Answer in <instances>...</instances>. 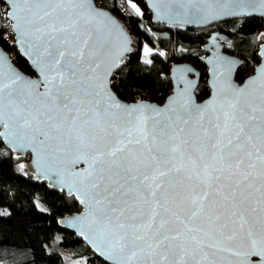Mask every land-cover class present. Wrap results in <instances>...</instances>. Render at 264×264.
Segmentation results:
<instances>
[{
    "label": "snow or ice",
    "instance_id": "obj_1",
    "mask_svg": "<svg viewBox=\"0 0 264 264\" xmlns=\"http://www.w3.org/2000/svg\"><path fill=\"white\" fill-rule=\"evenodd\" d=\"M4 2L36 75L0 51V137L31 152L53 186L84 206L69 227L110 264H264V32L260 63L243 84L232 79L236 62L216 55L203 103L182 77L163 106L129 105L110 77L130 41L94 0ZM127 6L143 15L133 0ZM151 6L186 23L264 17V0ZM150 55L145 46V64Z\"/></svg>",
    "mask_w": 264,
    "mask_h": 264
},
{
    "label": "trees",
    "instance_id": "obj_2",
    "mask_svg": "<svg viewBox=\"0 0 264 264\" xmlns=\"http://www.w3.org/2000/svg\"><path fill=\"white\" fill-rule=\"evenodd\" d=\"M94 2L111 11L122 22L131 39V51L123 56V62L110 77V88L121 100L147 99L160 103L171 88L169 66L183 61L189 62L199 72L196 98L200 100L208 94L200 56L208 33L216 27L153 23L145 0H133L143 13L139 17L131 13L127 0ZM5 11L6 4L0 0V45L14 66L31 74L30 66L18 54L11 40L4 39L8 37L9 26ZM217 23L218 31L228 37L227 51L244 58L234 73L240 82L258 60L256 51L260 44L256 36L264 32L263 18L230 17ZM144 43L153 49L148 57L151 64L141 60ZM29 160L28 153L15 152L0 138V205L6 207V211L1 213H7L0 214V264H66L68 259L75 260L77 264H109L96 256L80 236L57 223L59 217L72 215L81 207L69 192L34 173ZM21 163L25 165L23 171L18 167ZM54 236H57L56 241Z\"/></svg>",
    "mask_w": 264,
    "mask_h": 264
},
{
    "label": "water",
    "instance_id": "obj_3",
    "mask_svg": "<svg viewBox=\"0 0 264 264\" xmlns=\"http://www.w3.org/2000/svg\"><path fill=\"white\" fill-rule=\"evenodd\" d=\"M4 1V0H3ZM145 2H146V6H147V8H148V10H149V13H150V16H151V21L154 23H160V24H168V25H180V26H192V27H197V26H206V25H208L209 23H186V22H184L182 19H170V18H168V17H166V16H163V15H157V13L153 10V8H152V6H151V0H145ZM6 4V13L10 10L9 9V6H8V4L7 3H5ZM97 6V5H96ZM97 7H100L103 11H106V12H108L113 18H115L122 26H123V24H122V22H120L119 20H118V18H116L115 16H114V14H112L111 13V11H108L107 9H105V8H102L101 6H97ZM164 7V5H161V8H163ZM6 15V14H5ZM241 16H243V15H241ZM254 16H257V17H260V16H258V15H254ZM7 17V16H6ZM230 17H233V16H228V17H223V18H221V19H229ZM235 17H240V16H235ZM244 17H248V16H244ZM261 18V17H260ZM263 18V22H264V17H262ZM221 19H217V20H215V21H212V22H218V20H221ZM7 20H8V22L10 23V32H11V34H12V31H11V21H10V19L7 17ZM211 22V23H212ZM124 28V27H123ZM263 29H264V23H263ZM124 30H125V32L127 33V36H128V39H129V34H128V32H127V30L124 28ZM166 33V32H165ZM165 33H164V35H165ZM154 34L155 35H159V33H157V32H154ZM228 37L225 35V34H223V33H221V32H219V33H217V32H210V33H208V37L206 38V40H205V42L203 43V47H202V49L204 50V52H205V54L204 55H201L200 57H201V60H202V62H203V65H204V68H205V74H206V87H207V89H208V94L205 96V97H203V98H200V100H198L197 99V102H199V103H203L204 101H206V100H208L209 98H210V95H211V91H212V89L210 88V86H209V81L212 79V77H211V72H210V68H211V65L208 63V61L210 60V59H213L214 58V56H216V55H222V56H225V57H227V58H229V59H231V60H233V61H235L236 62V65H237V67H236V69L238 68V67H240V65H242V63L244 62V58L242 57V58H240L239 56H237V55H235V54H233V53H229L228 51H226L225 49H224V45L222 44V42L224 41V40H226ZM131 39H129V41H130ZM11 42H12V44L15 46V48H16V50H17V52H18V54L27 62V64L30 66V69H31V74H29V73H24V72H22L17 66H14V64L12 63V61H11V59H10V56L8 55V53L5 51V50H3V48L1 47V45H0V51H2L6 56H7V58L9 59V61L13 64V66L14 67H16L21 73H23L24 75H26V76H30V77H35V75H36V73H35V71L33 70V68L31 67V65H30V62L27 60V58L25 57V56H23L22 55V53H21V51H20V48H19V45H17V44H15L14 43V36H13V34H12V40H11ZM129 47H130V43H129V45H128ZM259 50H260V45L258 46V48H257V51H256V54L258 55V60L253 64V69H252V71L248 74V75H246V76H244L243 77V79L240 81V82H238L236 79H235V77H234V73H235V71H236V69H235V71L233 72V74H232V79H233V81L236 83V84H238V85H240V84H243V82L245 81V80H247L248 79V77H250V76H252L253 74H254V69H256L257 68V66H258V64L260 63V55H259ZM128 52H126L124 55H126ZM169 72H168V77H169V80L171 81V88H170V92L168 93V95L166 96V97H164V99L159 103V102H153V101H149V100H143V99H139V100H136V101H123V100H121L116 94V97L122 102V103H124V104H129V105H131V104H134V103H136L137 101H145V102H148V103H151V104H154V105H157V106H163L164 105V103L168 100V98L170 97V96H172L173 94H174V92L177 90V88H183L184 87V84H183V82H182V80H181V78L183 77V79L184 80H188V81H192L193 82V84H194V87H193V89H192V93H193V95L195 96V88L197 87V85H198V81H199V79H198V77H199V72H198V70L196 69V68H194L189 62L187 63V62H177V63H173V64H171L170 66H169ZM184 69H190V71H181V70H184ZM112 91V90H111ZM196 97V96H195ZM1 138V140H2V142H4V144L5 145H7V146H9V147H11V149L13 150V148H12V146L10 145V144H8L2 137H0ZM15 152H20V153H22V154H26V153H28L29 154V156H30V160H29V162L31 163V167H32V170H33V172L34 173H36L40 178H44V179H46V180H50L47 176H45L42 172H41V170L37 167V163H35L34 162V160L36 159L34 156H33V154L31 153V152H21V151H16V150H14ZM82 167H84V165L83 164H81V165H79L78 166V169L79 168H82ZM53 182L56 180V177L55 176H53L52 177V179H51ZM59 188H63V190H65V191H67L68 192V189H67V187H63L62 185H59V184H56ZM74 196V195H73ZM74 199H75V196H74ZM75 201H77L76 199H75ZM77 203H79L78 201H77ZM79 205H80V207H81V209L79 210V211H77L76 213H73L72 215H66V216H63V217H59L58 219H57V223L60 225V226H62L63 228H65V229H68L69 231H71V232H73L76 236H80L81 237V239H82V241L86 244V246H88L90 249H91V251L96 255V256H98L99 258H101L102 260H104V261H106V262H108L109 264H110V262L109 261H107L104 257H102V256H100L94 249H93V247L88 243V241H86L85 239H84V237L83 236H81L79 233H78V231H77V229L76 228H73V227H69V222L71 221V219L73 218V217H75V216H77V215H79L80 213H82L83 212V205H81L80 203H79ZM253 259H256L255 257L253 258Z\"/></svg>",
    "mask_w": 264,
    "mask_h": 264
},
{
    "label": "rangeland",
    "instance_id": "obj_4",
    "mask_svg": "<svg viewBox=\"0 0 264 264\" xmlns=\"http://www.w3.org/2000/svg\"><path fill=\"white\" fill-rule=\"evenodd\" d=\"M145 46H147L150 49L151 52L153 51V49L151 48L150 45L144 43V45L142 46V52H143V54L141 56V60H143V61H144V48H145ZM37 205L39 207H41V205H39L38 203H37ZM5 211H6V207H4L3 205H0V213L1 212H5ZM54 237H55V241H56L57 240V236H54ZM66 264H77V262L75 260H73V259H68V261L66 262Z\"/></svg>",
    "mask_w": 264,
    "mask_h": 264
},
{
    "label": "flooded vegetation",
    "instance_id": "obj_5",
    "mask_svg": "<svg viewBox=\"0 0 264 264\" xmlns=\"http://www.w3.org/2000/svg\"><path fill=\"white\" fill-rule=\"evenodd\" d=\"M208 25H209V27H213L214 26V27L217 28L219 24L217 22H212V23H209ZM208 25H206V26H208ZM216 28L214 30L210 31V32H217V33H219L220 32V31H218L219 28H217V29ZM226 41H227V39L224 40L222 42V44L224 45V49L227 51L228 50V47H227ZM204 54H205V52H204V50H202V54L201 55H204Z\"/></svg>",
    "mask_w": 264,
    "mask_h": 264
},
{
    "label": "built area",
    "instance_id": "obj_6",
    "mask_svg": "<svg viewBox=\"0 0 264 264\" xmlns=\"http://www.w3.org/2000/svg\"><path fill=\"white\" fill-rule=\"evenodd\" d=\"M9 23V22H8ZM7 36L8 37H6L5 36V38L4 39H6V40H12V34H11V32H10V23H9V26H8V32H7Z\"/></svg>",
    "mask_w": 264,
    "mask_h": 264
}]
</instances>
